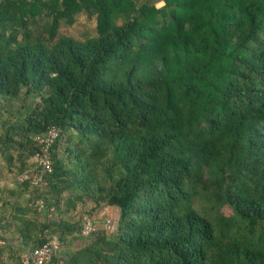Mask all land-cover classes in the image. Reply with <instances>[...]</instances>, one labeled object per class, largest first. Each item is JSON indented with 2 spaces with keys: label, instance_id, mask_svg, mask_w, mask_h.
Masks as SVG:
<instances>
[{
  "label": "trees",
  "instance_id": "16d2710c",
  "mask_svg": "<svg viewBox=\"0 0 264 264\" xmlns=\"http://www.w3.org/2000/svg\"><path fill=\"white\" fill-rule=\"evenodd\" d=\"M2 180L0 264H264V0H0Z\"/></svg>",
  "mask_w": 264,
  "mask_h": 264
},
{
  "label": "built area",
  "instance_id": "2783aa9c",
  "mask_svg": "<svg viewBox=\"0 0 264 264\" xmlns=\"http://www.w3.org/2000/svg\"><path fill=\"white\" fill-rule=\"evenodd\" d=\"M58 136V129L51 126L44 134L36 135L34 140L40 145V152L34 158L35 169L32 172H25L22 180L29 181L32 186L44 188L47 185L46 176L52 170L51 148ZM39 208L43 207L41 200L37 201ZM92 222L86 219L84 225L85 233L93 231ZM58 242L50 239L45 244L34 248L30 252L21 255V264H51L54 256L58 252Z\"/></svg>",
  "mask_w": 264,
  "mask_h": 264
},
{
  "label": "rangeland",
  "instance_id": "374dc122",
  "mask_svg": "<svg viewBox=\"0 0 264 264\" xmlns=\"http://www.w3.org/2000/svg\"><path fill=\"white\" fill-rule=\"evenodd\" d=\"M158 5L159 6L162 5V2L158 3ZM94 27H95V22L93 19L89 20L86 19L84 16H79L75 18V20L71 25H63L62 28H60L59 32L63 35L79 38L86 32L93 33ZM6 183L7 182L3 180L1 182L2 186L5 185ZM117 216H118V210L116 208L103 207L101 210L94 212L93 216L89 217V220L92 222V227L94 229H106L107 232L110 234L114 229L113 222L116 221ZM51 218L54 217L51 215ZM83 235L84 237L80 236L71 239L66 246H64L62 242L58 240L57 237H53L51 238V240L55 239L58 242V248H59L58 251H63L64 249L74 250L82 246L84 243L88 242V239L85 236L87 235V233H85V231L83 232Z\"/></svg>",
  "mask_w": 264,
  "mask_h": 264
},
{
  "label": "crops",
  "instance_id": "0c3cea01",
  "mask_svg": "<svg viewBox=\"0 0 264 264\" xmlns=\"http://www.w3.org/2000/svg\"><path fill=\"white\" fill-rule=\"evenodd\" d=\"M1 182H2V181H1ZM1 182H0V186H2V184H3V183L1 184Z\"/></svg>",
  "mask_w": 264,
  "mask_h": 264
}]
</instances>
